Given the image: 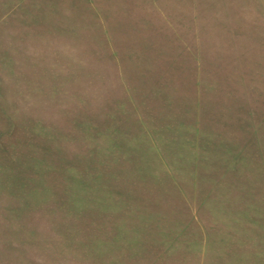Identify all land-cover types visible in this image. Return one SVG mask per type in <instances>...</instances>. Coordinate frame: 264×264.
I'll use <instances>...</instances> for the list:
<instances>
[{
	"label": "rangeland",
	"instance_id": "1",
	"mask_svg": "<svg viewBox=\"0 0 264 264\" xmlns=\"http://www.w3.org/2000/svg\"><path fill=\"white\" fill-rule=\"evenodd\" d=\"M0 264H264V0H0Z\"/></svg>",
	"mask_w": 264,
	"mask_h": 264
}]
</instances>
